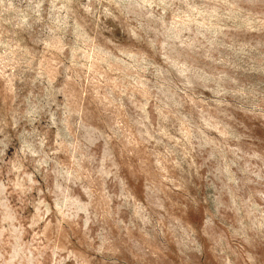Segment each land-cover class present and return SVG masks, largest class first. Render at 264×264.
Listing matches in <instances>:
<instances>
[{"label":"rangeland","instance_id":"obj_1","mask_svg":"<svg viewBox=\"0 0 264 264\" xmlns=\"http://www.w3.org/2000/svg\"><path fill=\"white\" fill-rule=\"evenodd\" d=\"M0 264H264V0H0Z\"/></svg>","mask_w":264,"mask_h":264}]
</instances>
